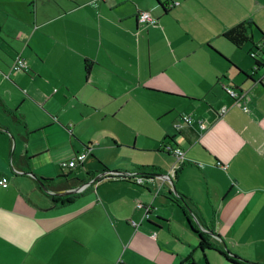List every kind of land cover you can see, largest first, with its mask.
<instances>
[{
	"label": "crops",
	"instance_id": "crops-1",
	"mask_svg": "<svg viewBox=\"0 0 264 264\" xmlns=\"http://www.w3.org/2000/svg\"><path fill=\"white\" fill-rule=\"evenodd\" d=\"M161 1L0 0V264H237L199 249L175 188L220 248L264 264V57L249 55L264 0ZM150 10L155 26L138 20ZM241 23L251 42L239 49L223 34ZM19 55L28 70L13 73ZM184 115L207 129L176 131ZM164 145L186 161L173 183H147L142 167L170 175ZM103 172L146 179L87 184ZM84 174L82 194L53 203Z\"/></svg>",
	"mask_w": 264,
	"mask_h": 264
},
{
	"label": "trees",
	"instance_id": "trees-1",
	"mask_svg": "<svg viewBox=\"0 0 264 264\" xmlns=\"http://www.w3.org/2000/svg\"><path fill=\"white\" fill-rule=\"evenodd\" d=\"M248 26L245 23H241L236 25L235 27L229 29L228 31H226L223 34V37L230 42L233 46H235L236 48L242 49L246 44L251 42V38L248 35ZM264 44V40H262V42H260V45H253L254 47L252 48V50L250 51L249 55L251 56V52H256L257 57L256 60L260 57L259 54H261V56L263 55L264 57V51H262V45ZM261 46V47H260ZM86 68H85V76H89L90 71H91V62L86 61ZM238 72L239 74H241L242 76H244L247 80H252L253 77L249 76L248 74H246L245 72L241 71L239 68H237L236 66H233ZM263 67V64L257 63L256 64V68H260ZM13 115V117L18 120L21 121L19 115L14 111L13 113H11ZM86 149H88V147H86ZM181 169V168H180ZM179 169V170H180ZM140 170L142 171V173H146V174H150L153 173L154 170H156L153 167H142L140 168ZM179 170L177 171V173L175 174V178H177ZM147 171V172H146ZM156 173V172H155ZM68 176L70 174H67ZM67 175H63L62 177H66ZM96 175V173L94 174H88V176L91 177V179H93V177ZM105 179H108L109 181H116V180H124L126 181L127 179H125L122 176H108V177H104ZM80 180L79 179H73L71 180V182H68L66 185H64L61 189H59L54 195H51V197L53 198V203L54 204H62V205H66L71 203V198H76L77 196H79L80 194H82V192H76V193H72L70 195H65V196H57L56 194H60V193H64L67 192L68 190H71L74 186H76L78 184ZM100 181V180H99ZM97 181V182H99ZM130 181V180H129ZM50 180H39V184L41 187H43L44 185L47 187L49 186ZM174 199L173 201L181 208L185 211L186 217H187V222L189 227L192 228V230L194 232H196L199 236L200 239V243H199V249L203 252L205 249H212L217 251L221 256H223L225 259L231 261L232 263H237V264H256V263H251L249 261L243 260L241 258L235 257L234 255H232L228 250H223L222 248H220V246L218 245V236L215 235V233L210 230L209 228H207V226L201 225L198 222V219L196 218V216L194 215V213L191 212V201H189V199H187L184 195L178 193V191L176 190V193H174ZM207 230V231H206ZM226 249V248H225ZM192 257H190L187 261H191L190 264H194V262H192ZM205 264H209L208 261L206 260V258L204 259Z\"/></svg>",
	"mask_w": 264,
	"mask_h": 264
},
{
	"label": "built area",
	"instance_id": "built-area-1",
	"mask_svg": "<svg viewBox=\"0 0 264 264\" xmlns=\"http://www.w3.org/2000/svg\"><path fill=\"white\" fill-rule=\"evenodd\" d=\"M175 4L178 5L179 3H175ZM138 20L142 22L143 24H147V25L155 26L157 24V19L153 17L151 10L140 12L138 16ZM259 45L260 44H258V46ZM262 49H263L262 51H264V44L262 45ZM257 55L258 54H256L255 51L251 52V57L253 59H256ZM259 56H261V54H259ZM263 68H264V63H263ZM11 70L13 73L27 71L28 65H27L26 59L21 55L15 57ZM225 91L228 93V95H230V97H232L238 103L243 104L244 105L243 108L246 112L248 111V108L245 105V94L244 93L237 92L236 90H234L233 88L229 86L225 87ZM195 123L198 124V127L200 128L201 131H205L207 129V125L203 121L195 122L194 119L188 115L181 116L179 121L174 124V128L176 131L181 132V131H184L185 129L192 128ZM164 151H167L168 153H172L176 158V164L173 165L170 171V175L174 177L177 171L181 168L179 166L186 161V153L182 148L178 146L175 147L172 145H164ZM86 157H87L86 152H83L68 161H63L61 163V167L67 170L74 169L78 165L82 164L85 161ZM128 179H132L138 184H142L145 180L144 177L140 175H129ZM8 186H9L8 179L6 177H1L0 178V188H7ZM85 187L86 186H82L79 190H82ZM138 207L143 208L144 211L146 212V215L149 214V207H146L142 204H139ZM132 225L134 227L138 226L137 223L135 222H132Z\"/></svg>",
	"mask_w": 264,
	"mask_h": 264
},
{
	"label": "water",
	"instance_id": "water-1",
	"mask_svg": "<svg viewBox=\"0 0 264 264\" xmlns=\"http://www.w3.org/2000/svg\"><path fill=\"white\" fill-rule=\"evenodd\" d=\"M160 2H159V6L161 7V6H163V4L164 3H162V1L161 0H159ZM169 0H165V2H168ZM107 175V173H105V172H103V173H101V174H99V175H95L94 177H93V179L90 181V182H88L87 184H93L94 182H96V181H99V180H101L102 178H104L105 176ZM150 177L147 179V183H150V182H152V181H154V180H157V179H159V178H163V177H167L171 182H172V179H171V177L169 176V175H164V174H162V173H150V174H148ZM76 192H78L77 191V189H72V190H70V191H67V192H64V193H60V194H56L57 196H65V195H70V194H72V193H76ZM174 193H176V188L174 189Z\"/></svg>",
	"mask_w": 264,
	"mask_h": 264
},
{
	"label": "bare ground",
	"instance_id": "bare-ground-1",
	"mask_svg": "<svg viewBox=\"0 0 264 264\" xmlns=\"http://www.w3.org/2000/svg\"><path fill=\"white\" fill-rule=\"evenodd\" d=\"M255 69H258V68H255ZM172 154V153H171ZM173 155V154H172ZM174 156V155H173ZM174 159H175V163H174V165L176 164V158H175V156H174ZM83 164V163H82ZM183 164V163H182ZM182 164L179 166V167H181L182 166ZM75 169V168H74ZM132 175H137V174H132ZM138 175H140L141 176V173L140 174H138ZM113 176H122V174H114ZM126 177H124V176H122V177H124L125 179H127V180H132V179H128V176L129 175H125ZM170 177H171V179L173 178L171 175H169ZM106 177V176H105ZM144 177V179H146V175H144L143 176ZM166 177V176H165ZM165 177H163V178H165ZM163 178H159L160 180H162ZM172 183H173V179H172ZM143 184V183H142ZM48 192H50V191H48Z\"/></svg>",
	"mask_w": 264,
	"mask_h": 264
},
{
	"label": "rangeland",
	"instance_id": "rangeland-1",
	"mask_svg": "<svg viewBox=\"0 0 264 264\" xmlns=\"http://www.w3.org/2000/svg\"><path fill=\"white\" fill-rule=\"evenodd\" d=\"M77 178L80 179V180H84V179L86 178V176H85V174H84V175L79 176V177H77Z\"/></svg>",
	"mask_w": 264,
	"mask_h": 264
}]
</instances>
